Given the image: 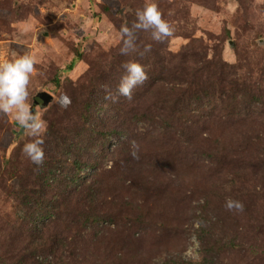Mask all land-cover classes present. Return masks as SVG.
Wrapping results in <instances>:
<instances>
[{
	"label": "rangeland",
	"instance_id": "rangeland-1",
	"mask_svg": "<svg viewBox=\"0 0 264 264\" xmlns=\"http://www.w3.org/2000/svg\"><path fill=\"white\" fill-rule=\"evenodd\" d=\"M155 2L173 35L122 54L145 0H0V59L34 54L30 102L53 96L41 166L0 113V264H264V0Z\"/></svg>",
	"mask_w": 264,
	"mask_h": 264
},
{
	"label": "clouds",
	"instance_id": "clouds-1",
	"mask_svg": "<svg viewBox=\"0 0 264 264\" xmlns=\"http://www.w3.org/2000/svg\"><path fill=\"white\" fill-rule=\"evenodd\" d=\"M137 30H152V38L157 42H165L173 35L172 25L164 19L163 13L155 0H145L142 8L135 12V19L131 26L125 24L120 27L123 38V47L120 52L128 54L134 51L135 32ZM151 51V46L145 48V52ZM39 63L36 56L25 53L15 59H0V113L10 116L20 128L24 130L28 141L24 143L23 154L35 165L41 166L45 161V139L48 134V122L43 118V111L33 109L30 102V84L33 75L37 74L36 65ZM125 74L122 75L117 92L128 100L132 99V90L143 84L147 79L145 66L135 61H129L122 65ZM106 99L115 100L107 85L103 86ZM57 104L61 108L70 106L69 97L57 98ZM130 155L138 158L139 145L135 140L129 142ZM225 208L228 211L242 212L244 205L238 200L227 198ZM190 258L193 256L192 249L186 253Z\"/></svg>",
	"mask_w": 264,
	"mask_h": 264
},
{
	"label": "water",
	"instance_id": "water-1",
	"mask_svg": "<svg viewBox=\"0 0 264 264\" xmlns=\"http://www.w3.org/2000/svg\"><path fill=\"white\" fill-rule=\"evenodd\" d=\"M53 101V96L48 94L45 91L38 92L36 96L33 98V109L36 110L39 108L40 110H45L49 104ZM24 134V130L21 129L19 135Z\"/></svg>",
	"mask_w": 264,
	"mask_h": 264
},
{
	"label": "trees",
	"instance_id": "trees-1",
	"mask_svg": "<svg viewBox=\"0 0 264 264\" xmlns=\"http://www.w3.org/2000/svg\"><path fill=\"white\" fill-rule=\"evenodd\" d=\"M80 58H81V54H77V57L75 58V60L70 64V66L66 69V70H64L63 72H67V73H69V72H71L73 69H74V67L76 66V64L78 63V61L80 60ZM54 82L56 83V84H59V82H58V80H54ZM233 84H234V86H233V89H232V91L233 92H236V90H237V87L238 86H240V82H238L237 80L236 81H233L232 82ZM232 93V92H231ZM109 133H112V132H109ZM16 134H18V132H16ZM206 259H204V260H202V262L200 263V264H205L206 262H207V260L205 261ZM165 264H177V262L175 261V260H169L167 263H165ZM189 264H193V263H189Z\"/></svg>",
	"mask_w": 264,
	"mask_h": 264
}]
</instances>
